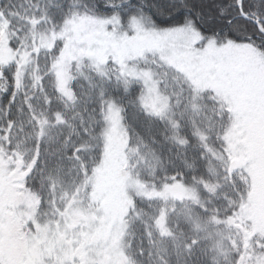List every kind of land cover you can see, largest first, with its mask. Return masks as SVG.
I'll return each instance as SVG.
<instances>
[{"label":"snow or ice","instance_id":"1","mask_svg":"<svg viewBox=\"0 0 264 264\" xmlns=\"http://www.w3.org/2000/svg\"><path fill=\"white\" fill-rule=\"evenodd\" d=\"M0 264H264V0H0Z\"/></svg>","mask_w":264,"mask_h":264}]
</instances>
